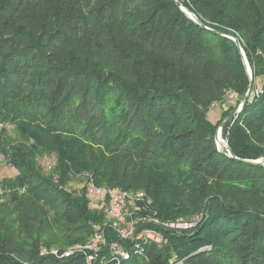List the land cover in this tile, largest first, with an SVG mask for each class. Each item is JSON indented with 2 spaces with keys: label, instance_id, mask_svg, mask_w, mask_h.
Wrapping results in <instances>:
<instances>
[{
  "label": "trees",
  "instance_id": "obj_1",
  "mask_svg": "<svg viewBox=\"0 0 264 264\" xmlns=\"http://www.w3.org/2000/svg\"><path fill=\"white\" fill-rule=\"evenodd\" d=\"M0 0V264H76L52 248L104 225L88 184L141 190L160 244L120 264H264V165L217 146L208 111L239 158L264 156V0ZM260 87L256 95L254 89ZM232 97H230L232 99ZM55 160L49 172L38 162ZM85 176L79 189L68 184ZM108 241L116 240L103 227ZM45 248L49 252L41 253ZM108 248L99 260L106 263Z\"/></svg>",
  "mask_w": 264,
  "mask_h": 264
},
{
  "label": "built area",
  "instance_id": "obj_2",
  "mask_svg": "<svg viewBox=\"0 0 264 264\" xmlns=\"http://www.w3.org/2000/svg\"><path fill=\"white\" fill-rule=\"evenodd\" d=\"M261 88L257 87L253 93L258 95ZM232 97L231 94H229ZM2 123H0V127ZM87 197L89 207L103 210L106 215L104 225H97L96 232L90 237L86 244H76L60 250L52 248L50 253L57 258L69 257L76 252L84 254L85 264H96L99 252L102 247L108 248V255L105 264H120L121 261L130 257V252L123 245L122 241L130 239L135 252L140 251L141 243L160 244L163 241L158 230L142 226L147 222L160 224L164 227L180 228V224L191 226L194 222L186 223L178 221H160L154 213L149 211V199L141 190H124L106 186H95L92 182L88 184ZM185 226V227H188ZM103 227H109L116 234L117 239L108 241ZM49 252L45 248L41 253ZM171 262V261H170ZM102 263V258L99 264ZM172 261L170 264H177Z\"/></svg>",
  "mask_w": 264,
  "mask_h": 264
},
{
  "label": "rangeland",
  "instance_id": "obj_3",
  "mask_svg": "<svg viewBox=\"0 0 264 264\" xmlns=\"http://www.w3.org/2000/svg\"><path fill=\"white\" fill-rule=\"evenodd\" d=\"M228 97L229 98H226V103H220V104H218V106L213 105L210 108V110L208 111V117L212 122H216L222 118V116H221L222 110L229 108L226 105L227 103H229L230 105L237 106V104H234L233 97H232V99L230 98V95H228ZM1 126L7 128L9 135L17 138L18 133L15 129L12 128L11 125L2 124ZM221 136H222V131H221ZM222 139L225 140V137H222ZM220 148H223V147L221 146ZM37 160L40 163V165L42 166L44 172L48 173L50 170V167L54 163L55 158L52 155H43V156H40ZM15 173H16V171L14 170V168L10 164H8L7 161L2 160V162L0 164V179H2L3 177H12L15 175ZM84 178H85V176H75L74 179L68 184L69 188L70 189H79V187L85 182ZM86 195H87V193H86ZM185 226H188V225L182 224V223L180 224V228L185 227ZM74 245H76V244H74ZM74 245H71V246H74ZM172 261L173 260H171V262ZM176 261H178L177 264L182 263V260H176ZM76 264H85V257H83V260L81 262L76 263Z\"/></svg>",
  "mask_w": 264,
  "mask_h": 264
},
{
  "label": "water",
  "instance_id": "obj_4",
  "mask_svg": "<svg viewBox=\"0 0 264 264\" xmlns=\"http://www.w3.org/2000/svg\"><path fill=\"white\" fill-rule=\"evenodd\" d=\"M176 4L192 19L196 20V16L194 15V13H192L190 10L186 9L180 1L178 0H175ZM228 37L232 38L234 40V42L236 43L237 47L239 48L240 50V53H241V56H242V60H243V63H244V66H245V69H246V72L248 74V77H249V84H248V88H247V91L246 93L243 95L241 101L237 104V106H235V108L230 112V114L219 124L217 130H216V133H215V141H216V144L218 147H223L226 149V151L228 152V155L238 161H241L245 164H249V165H255V166H261V165H264V156L262 157H259L257 159H248V158H239V157H236L232 151L229 149L228 147V144L226 142V140L222 139L220 140V132L222 130V127L224 126V124L233 117V115L235 113H238L241 108H242V105L244 104V101L247 99L248 95L250 94V91H251V88H252V84H253V81H252V72H251V68L249 66V63H248V60L245 56V53H244V50L243 48L241 47L240 45V41L238 38L236 37H233L231 35H227Z\"/></svg>",
  "mask_w": 264,
  "mask_h": 264
},
{
  "label": "bare ground",
  "instance_id": "obj_5",
  "mask_svg": "<svg viewBox=\"0 0 264 264\" xmlns=\"http://www.w3.org/2000/svg\"><path fill=\"white\" fill-rule=\"evenodd\" d=\"M222 131V130H221ZM219 137H220V140H222V137H221V132H220V135H219Z\"/></svg>",
  "mask_w": 264,
  "mask_h": 264
}]
</instances>
